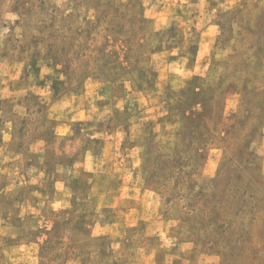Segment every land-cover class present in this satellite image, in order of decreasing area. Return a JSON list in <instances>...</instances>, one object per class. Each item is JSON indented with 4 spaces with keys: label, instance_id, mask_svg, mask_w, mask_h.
<instances>
[{
    "label": "rangeland",
    "instance_id": "374dc122",
    "mask_svg": "<svg viewBox=\"0 0 264 264\" xmlns=\"http://www.w3.org/2000/svg\"><path fill=\"white\" fill-rule=\"evenodd\" d=\"M0 264H264V0H0Z\"/></svg>",
    "mask_w": 264,
    "mask_h": 264
}]
</instances>
